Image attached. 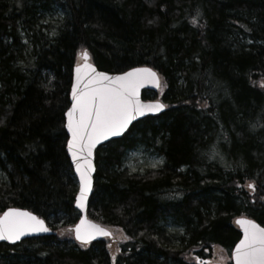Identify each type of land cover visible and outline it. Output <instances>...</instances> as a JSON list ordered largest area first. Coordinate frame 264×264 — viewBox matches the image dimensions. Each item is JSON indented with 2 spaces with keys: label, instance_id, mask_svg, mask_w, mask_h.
Wrapping results in <instances>:
<instances>
[{
  "label": "trees",
  "instance_id": "obj_1",
  "mask_svg": "<svg viewBox=\"0 0 264 264\" xmlns=\"http://www.w3.org/2000/svg\"><path fill=\"white\" fill-rule=\"evenodd\" d=\"M83 50L103 72L154 69L160 88L142 98L166 105L96 150L87 216L121 238L88 245L73 238L78 183L65 130ZM139 149L163 165L129 172L124 159ZM10 208L55 234L0 243V264L232 254L237 218L264 227V0H0V215Z\"/></svg>",
  "mask_w": 264,
  "mask_h": 264
},
{
  "label": "snow or ice",
  "instance_id": "obj_2",
  "mask_svg": "<svg viewBox=\"0 0 264 264\" xmlns=\"http://www.w3.org/2000/svg\"><path fill=\"white\" fill-rule=\"evenodd\" d=\"M83 55L87 60V52ZM84 67L91 68L87 64ZM77 72H80L79 68ZM97 77L89 78V83L93 85L91 88L85 85L84 90L78 91L76 85H73L74 103L67 113L68 130L73 137L68 147L76 161V170L80 177L76 202L81 208L92 190L90 157L95 144L109 136L120 135L136 116L143 115L145 111L155 112L164 107L158 102L143 105L138 99V89L142 83L157 82L156 73L151 69H133L114 79L105 76L104 73H98ZM81 78L78 76V79ZM77 147L83 162L77 159L78 153L75 151ZM85 151L87 155H83ZM237 223L242 227L244 235L236 245V264H264V227L246 219H240ZM91 228L93 231L85 236L77 226L76 238L86 241L93 234L108 235L96 225H91ZM48 230L42 220L27 211L9 209L0 217V239L18 240L26 232Z\"/></svg>",
  "mask_w": 264,
  "mask_h": 264
},
{
  "label": "water",
  "instance_id": "obj_3",
  "mask_svg": "<svg viewBox=\"0 0 264 264\" xmlns=\"http://www.w3.org/2000/svg\"><path fill=\"white\" fill-rule=\"evenodd\" d=\"M87 55H88V58H87V60H85L84 59V55L82 54V60H83V62L80 65H77L73 69L72 83H71V88H70V93H69L70 107H69V109L67 110V112L65 114V128H66V132H67V135H68V142H67V148H66V150H67V154H68V157H69V160H70L72 169H73L74 176H75V178H76V180L78 182V192H79L80 177H79V173L76 170V161L73 159L72 152L69 150V147H68L69 141H71L73 139L72 133L68 130V115H67L68 111L72 108L73 103H74V101H73V85H76L78 91H82V90L85 89V85H88L89 88H91L93 86V85H91L89 83V78H93V79L98 78L97 77V74L98 73H104L105 76L114 79V78H116L118 76H122L124 73H127V72L132 71L133 69H143V68H147V69H151L153 72L156 73L157 82L156 83H153V82L145 81L144 83H142L140 85L139 89H138V94H137L138 95V99H139L140 103L143 104V105H150V104H154V103H157V102L160 103V104H162V105H164L163 102L158 101V100H143V98H142V93L144 91H149V92H152V93H157L158 90H159V87H160V76H159L158 72L155 71L154 69H152L150 67H137V68H133V69H130L128 71H125L123 73H107V72L100 71L90 61V59H91L90 58V55L88 53H87ZM85 64L90 65L91 68H85L84 67ZM78 68L80 69V72L79 73L77 72V69ZM93 69H94V71H93ZM78 76L79 77H82V78L81 79H78ZM106 82L107 81H105V83ZM165 110H166V107L164 105V107L161 108L159 111H155V112L145 111L143 115L136 116L135 119H133V121L128 125V127L120 135H117V136H109L106 139H101L92 148V155L90 157L91 165H92V172H91L92 190L89 192L88 197H87L86 201L84 202L83 208H81V207H79L77 205L76 199H75V204H74L75 209L80 213V219H79V221L77 222V224L73 228L74 239H75V241L77 243L86 245V244H90V243H94V242L101 241V240H103L105 238H111L112 237V233L106 227H103L99 223H96V222L90 220L88 218V216H87L88 203H89V199L92 196V192H93V188H94V179H95V173H96V166H95V152H96V150L100 146H102V145H104V144H106V143H108V142H110L112 140L119 139L122 136H124L128 132V130L130 129V127L134 123H136V122H138V121H140L142 119H145L147 117H152V116L160 115V114L164 113ZM77 115H78V113H77ZM75 151L78 153L77 159L78 160H81V162H83L82 156L79 155V147L75 148ZM83 155H87V152L85 151V153ZM77 195H78V193H77ZM10 209H19L21 211L30 212L28 210H24V209H20V208H10ZM7 211H9V209L6 210L5 212H7ZM4 213L0 217H3ZM31 214L34 215V216H36L39 220H42L44 222V227L48 228L49 230L47 232H43V231H41V232H26L18 240L0 239V243H6V244H9V245H16V244L21 243L22 241L27 240V239L37 238V237H48V236H52V235L55 234L54 231L48 226V223L46 221H44L43 219L39 218L37 215H35L33 213H31ZM240 219L251 220L254 223H256V222L254 220L249 219V218H246V217H240V218H237L235 220V224L237 225L239 231L241 232V239H243V235H244L243 229L240 226V224L237 223V221L240 220ZM82 221H83V223H82ZM256 224H258V223H256ZM91 225H96L98 228L103 229V231L106 232V233H108V235H103V234H98L97 233V234H93L91 236V238L90 239H87L86 241L78 240L76 238V229H77V226L80 227L81 234L87 236V234L89 232L93 231L92 228H91ZM260 227H262V226H260ZM235 249H236V246H235V248H234V250L232 252V264H236V261H235Z\"/></svg>",
  "mask_w": 264,
  "mask_h": 264
},
{
  "label": "rangeland",
  "instance_id": "obj_4",
  "mask_svg": "<svg viewBox=\"0 0 264 264\" xmlns=\"http://www.w3.org/2000/svg\"><path fill=\"white\" fill-rule=\"evenodd\" d=\"M82 63V59L78 60V64ZM164 163V158L159 156L158 154L147 151L143 149L135 150L129 152L124 159V168L127 169L131 173H139L142 174L147 170L158 169ZM113 237L116 239H120L121 235L119 231H112ZM112 241V239H107V241ZM115 241V240H113ZM190 262H194L196 259L192 254L188 256ZM209 262H204L203 264H232L231 254L226 250L220 247H214L212 250L211 257Z\"/></svg>",
  "mask_w": 264,
  "mask_h": 264
},
{
  "label": "bare ground",
  "instance_id": "obj_5",
  "mask_svg": "<svg viewBox=\"0 0 264 264\" xmlns=\"http://www.w3.org/2000/svg\"><path fill=\"white\" fill-rule=\"evenodd\" d=\"M83 52H87L86 50H83ZM88 53V52H87ZM65 130H66V128H65ZM67 133V132H66ZM68 136V135H67Z\"/></svg>",
  "mask_w": 264,
  "mask_h": 264
}]
</instances>
